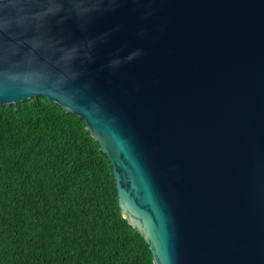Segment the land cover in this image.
<instances>
[{
	"label": "water",
	"instance_id": "1",
	"mask_svg": "<svg viewBox=\"0 0 264 264\" xmlns=\"http://www.w3.org/2000/svg\"><path fill=\"white\" fill-rule=\"evenodd\" d=\"M143 2L91 29L120 26L97 47L88 96L0 66V106L45 97L84 120L155 264H264V0ZM137 48L134 62L97 71Z\"/></svg>",
	"mask_w": 264,
	"mask_h": 264
},
{
	"label": "trees",
	"instance_id": "2",
	"mask_svg": "<svg viewBox=\"0 0 264 264\" xmlns=\"http://www.w3.org/2000/svg\"><path fill=\"white\" fill-rule=\"evenodd\" d=\"M0 264H155L99 142L45 97L0 106Z\"/></svg>",
	"mask_w": 264,
	"mask_h": 264
},
{
	"label": "clouds",
	"instance_id": "3",
	"mask_svg": "<svg viewBox=\"0 0 264 264\" xmlns=\"http://www.w3.org/2000/svg\"><path fill=\"white\" fill-rule=\"evenodd\" d=\"M126 0H0V66L11 71L22 64L38 69L55 90L65 94L88 96L94 81L89 66L96 62L98 45L111 41L120 31L115 25L108 31L89 35L96 21L116 13ZM134 5L143 0H132ZM152 15L142 11L141 20ZM81 36L77 37L75 32ZM143 29L137 35L144 36ZM117 49L98 72H116L144 53L137 48L124 55ZM4 71H0L3 73ZM86 80L82 86H77Z\"/></svg>",
	"mask_w": 264,
	"mask_h": 264
}]
</instances>
